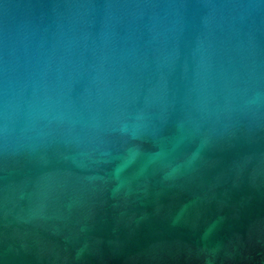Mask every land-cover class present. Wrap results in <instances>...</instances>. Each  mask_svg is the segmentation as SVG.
Returning <instances> with one entry per match:
<instances>
[{"label": "water", "instance_id": "95a60500", "mask_svg": "<svg viewBox=\"0 0 264 264\" xmlns=\"http://www.w3.org/2000/svg\"><path fill=\"white\" fill-rule=\"evenodd\" d=\"M0 264H264V0H0Z\"/></svg>", "mask_w": 264, "mask_h": 264}]
</instances>
